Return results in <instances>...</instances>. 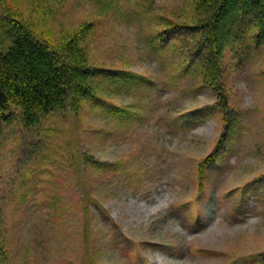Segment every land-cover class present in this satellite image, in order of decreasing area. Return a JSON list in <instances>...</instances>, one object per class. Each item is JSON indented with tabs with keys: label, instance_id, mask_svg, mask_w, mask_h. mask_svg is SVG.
Returning a JSON list of instances; mask_svg holds the SVG:
<instances>
[{
	"label": "rangeland",
	"instance_id": "1",
	"mask_svg": "<svg viewBox=\"0 0 264 264\" xmlns=\"http://www.w3.org/2000/svg\"><path fill=\"white\" fill-rule=\"evenodd\" d=\"M196 10L188 0H0V18L21 21L38 41L63 49L79 38L90 69H125L158 86L128 95L94 81L106 102L130 109L122 115L78 93L32 128L11 108L14 120L0 128L3 264H264V42L256 27L224 51L226 110L189 130L169 123L216 107V87L177 75L181 45L159 57L143 46L168 23L196 21ZM244 12H227L220 31L241 27ZM195 198L190 214L181 203Z\"/></svg>",
	"mask_w": 264,
	"mask_h": 264
},
{
	"label": "trees",
	"instance_id": "2",
	"mask_svg": "<svg viewBox=\"0 0 264 264\" xmlns=\"http://www.w3.org/2000/svg\"><path fill=\"white\" fill-rule=\"evenodd\" d=\"M188 1L197 6L202 16L186 25L168 23L164 30L153 37H147L143 46L148 47L152 55L159 57L162 51L168 49L178 53L176 44L181 45L185 58L178 63L177 75L201 76L199 78L203 85L200 87H216L217 106L226 110L222 83L224 51L230 46L234 52V47L242 41L236 39L241 32L245 36L247 25L256 27V42H264V0ZM235 8L237 13L241 8L245 10L239 16L242 18L240 24L244 23L241 27L221 32V19L227 12H234ZM0 29L8 39L7 46L0 43V127L14 120L12 107L19 109L24 126L34 127L42 117L64 110L68 96L76 93L80 96V101H92L97 96L98 102L94 101L92 106L99 105V102L108 104L111 107L107 111L109 115H122L130 110L119 109L120 107L106 102L107 99L94 90V81H100L116 92L119 90L128 95L156 87L153 81L125 69L114 70L103 64L90 69L84 50L77 46L79 38L70 39L69 45L63 49L54 48L35 39L21 21L3 15L0 18ZM172 37L176 38L175 43ZM206 65L209 67L204 70ZM198 71L201 73H197ZM103 94L107 92L104 91ZM126 117L130 118L132 115L127 113ZM208 161L209 159L205 164ZM199 171H202V167ZM89 242L92 244V240ZM2 249L4 243L0 237V264H3Z\"/></svg>",
	"mask_w": 264,
	"mask_h": 264
}]
</instances>
